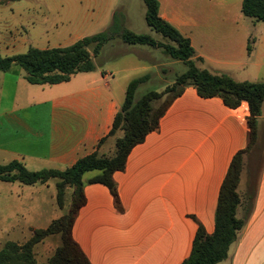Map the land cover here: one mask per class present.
<instances>
[{
  "label": "crops",
  "instance_id": "obj_1",
  "mask_svg": "<svg viewBox=\"0 0 264 264\" xmlns=\"http://www.w3.org/2000/svg\"><path fill=\"white\" fill-rule=\"evenodd\" d=\"M44 1L0 3L3 56L24 53L30 47L68 46L94 34L95 20L76 0L68 11L83 10L86 20L66 25L64 30L55 23L51 39L54 44H49L45 28L42 34L33 35L39 14L47 17L52 12L42 9L40 3ZM160 1V16L190 39L194 58H202L198 66L226 73L237 81L263 79L264 22L244 16L242 0H234L229 6L247 19H242V25H238L239 21L231 23L235 24L231 36L214 52L207 48L200 30L203 17L192 14L189 8L168 4V0ZM115 9L109 17H113ZM57 11L51 16L57 18ZM116 38L107 44L112 45ZM132 54L144 63L135 70L146 74L152 69L151 75L155 73L157 77L158 70L165 74L177 62L167 57L162 63L151 62L148 66L143 58ZM96 57L93 71L73 74L69 80L55 84H31L16 65L0 71V164L17 160L31 171L64 170L94 151L112 155L109 146L115 143L116 136H106L128 84L115 75L127 68H100ZM160 81L164 88L159 92L168 85L165 79ZM248 115L246 101L230 108L220 97H201L193 85H187L168 106L158 127L130 150L124 169L113 173L117 197L107 186L88 182L99 170L85 172L82 180L86 202L75 214L72 237L89 261L181 264L191 252L198 226L202 225L208 234L214 231L220 186L232 157L247 145ZM258 131L264 137V101ZM101 139L104 140L98 145ZM256 166L251 153L246 154L237 191L244 204L246 190L251 187L252 209L242 231L230 244L227 257L217 264H264V161L255 177ZM243 204L237 209V217L243 216Z\"/></svg>",
  "mask_w": 264,
  "mask_h": 264
},
{
  "label": "trees",
  "instance_id": "obj_2",
  "mask_svg": "<svg viewBox=\"0 0 264 264\" xmlns=\"http://www.w3.org/2000/svg\"><path fill=\"white\" fill-rule=\"evenodd\" d=\"M7 1L16 0H2L0 3ZM143 2L146 8V24L168 42L156 40L150 34H139L124 28L121 20L116 19L115 12L112 24L107 29L85 36L68 46L45 49L30 47L26 52L12 56H3L0 53V71H8L13 65H18L23 69L26 81L31 84L60 83L69 80L73 74L93 71L96 67L94 57L106 43L116 37L129 45L162 48L164 54L186 65V70L163 91L149 90L137 99L135 92L138 86L149 80L150 75L145 74L128 82L124 101L115 114L112 127L106 136V138L116 136L112 155L94 151L79 158L64 170L31 171L17 160L0 164L2 181H19L32 185L55 179L56 202L61 209L65 204L66 185L72 189V201L68 211L53 219L45 228L33 229L31 236L23 243L12 240L5 242L0 249V264H92L72 237L75 214L86 202L82 180L84 173L99 170L100 173L89 178L88 182L107 186L117 197L113 173L124 169L130 150L158 127L159 120L168 106L181 95L187 85H193L201 97H220L230 108H235L242 101H246L249 115L247 145L232 157L219 189L214 231L208 234L204 227L199 225L191 252L181 264H217L224 260L230 244L236 240L238 232L245 225L252 209L254 191L248 187L243 204L237 186L246 154L251 153L256 161L257 166L253 168L255 177L264 161V137H261L258 131V117L264 101V82L237 81L226 73H216L198 66L196 61H202V58H194L195 52L190 39L160 16L158 0ZM241 11L246 17L264 22V0H242ZM247 50L250 51L249 45ZM161 99L159 105H153ZM118 133L121 135L118 136ZM103 140L101 139L98 145ZM242 204L243 216L237 217V209ZM50 235H58L60 244L45 263H38L33 248Z\"/></svg>",
  "mask_w": 264,
  "mask_h": 264
},
{
  "label": "rangeland",
  "instance_id": "obj_3",
  "mask_svg": "<svg viewBox=\"0 0 264 264\" xmlns=\"http://www.w3.org/2000/svg\"><path fill=\"white\" fill-rule=\"evenodd\" d=\"M74 1L76 0H45L40 3L44 11L48 9V11L52 12L47 17L41 16V13L39 14L32 34L35 36L38 32L42 34L45 28L47 29L46 33H48L47 37H50L49 44H54L51 39L52 33L55 31V23L58 26H63L62 29L64 30L66 25L70 26L75 22L81 23L86 20L88 16L85 12H82L83 10L77 13H70L68 11V9L73 8ZM80 1L87 8V12L92 15V19L95 20L94 34L107 29L111 25L110 22L111 20L113 21V17L109 16L113 9L116 8L114 11V13L116 12V19L121 20L124 28L139 34H150L156 40L168 42L166 38L151 30L146 24V8L143 0ZM233 2L234 0H168V4H173V6L184 8L185 10L189 8L192 14H199L203 17V24L200 30L204 33L203 39L207 42L208 45L206 46L210 52H214L215 47L221 45L223 40L226 41L231 36L230 31L234 30L233 27H235V24L231 23L239 21L238 25H242V19H247L240 12L236 13L234 7L229 6ZM91 4H94V6H87ZM53 10H58L55 13L57 18L51 16L55 12ZM58 12L59 14H57ZM243 31V26H240L239 32L242 34ZM114 41L116 42L112 45L106 43L102 47L96 57V64L100 68L111 71L116 67H126V72L115 75V78L119 81L129 82L131 79L145 74L144 71L134 69L141 67L144 63L132 53L143 58L148 66L151 62L162 63L164 58L169 57L164 54L162 48L147 45H129L119 38H116ZM121 43H124V45ZM175 60L177 62L174 67L166 69L165 74H162V71L158 70L160 77H157L155 73V75H151L152 69L146 71V74H150L151 77L138 86L135 92V99L149 90L159 91L163 89L164 83L160 81L161 78L165 79L168 85H171L176 77L186 70V65L182 61ZM196 62L198 64V61ZM261 81L264 82V77ZM162 99L154 102L153 105H159ZM114 149L115 143H112L109 146V154H112ZM71 201L72 189L69 185H66L65 204L62 209L59 208L56 202L55 179H50V182L46 184L37 183L35 185L22 184L19 181L7 182L0 180V249L9 240L23 243L31 236L33 229L45 228L53 219L66 213L70 208ZM247 220L248 218L246 222ZM59 244L60 238L58 235H50L36 244L33 251L37 262L45 263Z\"/></svg>",
  "mask_w": 264,
  "mask_h": 264
},
{
  "label": "water",
  "instance_id": "obj_4",
  "mask_svg": "<svg viewBox=\"0 0 264 264\" xmlns=\"http://www.w3.org/2000/svg\"><path fill=\"white\" fill-rule=\"evenodd\" d=\"M68 185V184H67Z\"/></svg>",
  "mask_w": 264,
  "mask_h": 264
}]
</instances>
